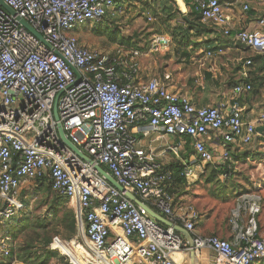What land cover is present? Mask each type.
Listing matches in <instances>:
<instances>
[{
  "label": "built area",
  "instance_id": "2783aa9c",
  "mask_svg": "<svg viewBox=\"0 0 264 264\" xmlns=\"http://www.w3.org/2000/svg\"><path fill=\"white\" fill-rule=\"evenodd\" d=\"M2 1L14 15L0 7V223L17 219L24 210L22 183L46 180L58 196L74 204L78 225L74 239L62 240L72 253L57 249L65 257L55 264H187L190 251L199 257L202 250L212 253L211 264H252L264 258L258 223L262 197L257 192L236 196L228 216L229 238L196 233L198 212L175 202L169 191L171 166L129 131L146 124L163 136L178 137L166 152L180 163L179 175L186 181L203 173L206 165L230 170L236 149L264 139V130L257 132L264 126V108L245 121L238 103L241 94L251 91L250 82L235 84L229 101L197 107L156 76L134 81L138 49L129 48L123 56L119 50L80 43L74 30L101 21L118 0ZM190 1L201 21L231 34L221 0ZM226 1L238 2L243 12L250 9L251 0ZM233 37L244 48L264 54L263 31L240 30ZM153 43L166 40L155 35ZM250 64V59L243 63L244 80ZM57 124L122 191L62 142ZM185 140L189 158L180 157ZM126 193L183 227L192 245L174 228L149 217ZM5 239L0 238V256L8 257Z\"/></svg>",
  "mask_w": 264,
  "mask_h": 264
},
{
  "label": "rangeland",
  "instance_id": "374dc122",
  "mask_svg": "<svg viewBox=\"0 0 264 264\" xmlns=\"http://www.w3.org/2000/svg\"><path fill=\"white\" fill-rule=\"evenodd\" d=\"M139 6H153L152 21L142 19L138 24L132 25L129 21L120 24L108 21L104 17L99 22L82 24L74 30L81 44L99 50L116 52L126 56L125 46L138 49L141 62L157 70H164L176 62L177 53L181 51H209L212 43L209 38L212 26L202 24L192 32L182 28L179 16L175 15L177 0H163L162 3H145L146 0H137ZM179 1V0H178ZM166 33L171 36L174 45L168 51L155 52L159 48L153 43L155 34ZM192 33L194 37H192ZM206 38V40L204 39ZM125 54V55H124ZM247 54V53H246ZM255 64L251 69L252 95L262 90L264 93V73L262 76L254 75L258 69H264V54H254ZM173 57V58H172ZM259 57V58H258ZM181 61L180 59H177ZM151 67V68H152ZM197 66H192L185 60L181 69L174 70L176 78H181V86L188 87L192 83L188 80ZM256 106V111L264 106V97ZM154 133L143 138L144 145H151L155 150L173 140L172 136H165L161 141L151 142ZM170 153V152H169ZM190 145L186 142L181 150L180 157L189 158ZM184 157V158H185ZM163 163L171 166L176 164L175 158L169 154L162 159ZM230 172L224 177L222 168L205 166L203 173L196 178L185 180L183 188L178 195H174L175 202L190 204L198 212L200 218L196 222L197 228H214L220 226L228 228V216L236 196L246 192H257L262 197V209L258 216L261 234L264 235V139L257 137L252 144L243 146L232 155ZM19 198L24 203V210L18 214V222L0 223V238H5L9 230L10 237L5 239L11 252L8 257L0 256V264H55L64 259V255L57 249H52L54 238L72 240L78 234V225L75 219V234L68 238L72 220L64 215L67 210L74 208L72 202H63L49 188L46 180H33L21 184ZM75 216V214H74ZM178 235L182 237L180 233ZM215 234L217 233H204ZM256 264H264V259Z\"/></svg>",
  "mask_w": 264,
  "mask_h": 264
},
{
  "label": "crops",
  "instance_id": "0c3cea01",
  "mask_svg": "<svg viewBox=\"0 0 264 264\" xmlns=\"http://www.w3.org/2000/svg\"><path fill=\"white\" fill-rule=\"evenodd\" d=\"M156 2L162 3L163 0H146L145 3L153 4ZM221 4L225 13L228 14L230 18L229 27L231 29V34L229 36L223 35L220 28L199 19L200 23L204 25L210 24L212 26L210 30L211 32L208 35L209 38H207L212 43V47L208 48L210 49L209 51H211L210 55L203 51L176 52L178 56L176 62L170 65L172 67H165L164 70L161 71L153 68L151 64L148 66L144 65V63L141 62V59L139 60L141 57L140 55L138 58L139 71L137 76L133 78L134 81H145L150 76H156L164 82L170 90L188 95L192 103L197 107L212 106L229 101L232 97V88L235 84L243 81L249 82V79L251 80V69L254 67L256 58L253 56V53L262 54L239 46L237 40L234 39L233 34L240 30L259 29L264 32V0H251L248 12H243L238 2L221 0ZM152 7L153 6H139L137 0H118L114 7L108 11L105 18L108 21H114L119 24L128 20L129 24L131 22V24L134 25L138 24L145 18L151 22ZM175 15L179 16L180 22L183 24V29L187 27L189 32H192L196 27H199L193 25L192 21H189V18L194 16V10L191 6L190 0H177ZM155 35H161L166 40V43L158 44L159 48L155 51L156 53L168 51L171 45H174L171 36L166 33ZM192 37H194L193 33ZM204 39L206 40V38ZM128 49L124 51L126 52V55ZM180 58L181 61L177 60ZM247 59L251 60V64L246 70L248 78L244 80L242 77V71L244 69L243 63ZM185 60H188L190 65L198 67V69L194 71V74L188 77V80L192 83L188 87L178 85L180 84L179 82L181 81V78H178L177 80L175 76L177 74L174 72L176 69H181ZM254 73V75L262 76L264 69H258ZM252 90L253 86L251 91L241 94L238 97V103L242 111V119L245 121L254 120L264 108L263 106L256 111V106L261 103L260 100L264 97L262 90L254 95L251 94ZM129 131L139 140V143L143 147L150 149H152L151 145H144L142 137L146 138L150 136L151 133H154L155 136L151 139V142H159L165 137L150 129L146 124L131 126ZM172 137L173 140L168 142L165 146L161 145L155 150L152 149L157 155H160L162 159L170 154L169 152H166L167 146L179 141L178 137ZM241 148L242 147L236 149L235 153ZM195 232L200 234L208 232L217 233L223 238H229L231 235L229 229L220 226L214 228V225H211L210 228H197L195 229ZM180 234L186 240L185 236L182 233ZM211 257L212 253L209 250H202L199 257L194 258L193 264H211ZM191 260L192 257L190 256V258L186 260L187 264H191Z\"/></svg>",
  "mask_w": 264,
  "mask_h": 264
},
{
  "label": "water",
  "instance_id": "95a60500",
  "mask_svg": "<svg viewBox=\"0 0 264 264\" xmlns=\"http://www.w3.org/2000/svg\"><path fill=\"white\" fill-rule=\"evenodd\" d=\"M0 7L3 8L5 11H7L9 14L11 15H14V11L8 6L6 5L2 0H0ZM20 23H22L24 25V27H26V29H28L30 32L36 34L34 32V30L31 28V26L23 19L21 18H18ZM37 37H40L38 34H36ZM237 44L241 47H243L242 44H240L239 42H237ZM72 70L75 72L76 70L74 68H72ZM56 100L53 104V115H54V118L57 120L58 119V116H57V106H56ZM264 130V126L262 127H257V132L261 135L262 132ZM57 131H58V135L60 137V139L62 140V142L69 148L71 149L75 154H77L82 160H84L85 162H88L89 164L93 165L94 169L100 174L102 175L103 177H105V179L110 183L112 184L114 187H116L118 190H121L122 191V187L99 165L93 163V161L88 157L86 156L85 154H83L82 152H80L64 135V131L61 127L60 124H57ZM126 196L131 200L133 201L137 206L141 207L145 212L146 214L151 217L153 220L163 224L164 226H167V227H172L174 228V230H176L178 233H182L189 246H191V236L190 234L181 226L179 225H173L171 224L170 222H168L161 214L153 211L151 208H149L148 206H146L141 200H139L138 198H136L135 196H133L132 194L130 193H126ZM190 256L192 257V260H191V264L194 263V254H193V251H190Z\"/></svg>",
  "mask_w": 264,
  "mask_h": 264
},
{
  "label": "trees",
  "instance_id": "16d2710c",
  "mask_svg": "<svg viewBox=\"0 0 264 264\" xmlns=\"http://www.w3.org/2000/svg\"><path fill=\"white\" fill-rule=\"evenodd\" d=\"M190 19H191V20H190ZM199 19H200L199 15L194 11V16L191 17V18H189V21H192V24H193V25H197V26L201 27V26H203V25H201V24L199 23ZM190 23H191V22H190ZM200 25H201V26H200ZM203 28H205V26H203ZM125 48L128 49L129 46H125ZM249 82L251 83V80H250V79H249ZM251 86H252V83H251ZM186 142L189 143L188 140H186ZM233 154H234V153H233ZM233 154H232V155H233ZM171 168H172V170H173V174H174V181H173L172 185L170 186L169 191H170L171 193H173L174 195H178V193H180L179 190H180L181 188H183V186H184V184H185L186 181H185V179H184L182 176L179 175V173L182 171V167H181V165H180L179 162H176V164L172 163ZM222 170H223V172H228V171L230 172V170H227L226 168H224V169H222ZM48 185H49V188L51 189L49 183H48ZM51 190H52V189H51ZM52 192L56 195V197L62 199L63 202L68 201L67 199L58 196L53 190H52ZM64 215H65V217L68 216V217L72 220V225H71L70 232L68 233V235H66L68 238H71V237L75 234V216H74V208H71V210H67V211L64 213ZM15 221L18 222L19 220H18V219H15V220H12V221H10V222H6L5 224L15 223ZM9 231H10V230H9ZM9 231L6 232V235H5V237H7V238L10 237V235H9ZM10 252H11V249H10ZM9 255H10V254H9ZM263 259H264V258H263ZM263 259H261V260H263ZM261 260H258V261L254 262V263H252V264H256L257 262H260Z\"/></svg>",
  "mask_w": 264,
  "mask_h": 264
},
{
  "label": "bare ground",
  "instance_id": "6f19581e",
  "mask_svg": "<svg viewBox=\"0 0 264 264\" xmlns=\"http://www.w3.org/2000/svg\"><path fill=\"white\" fill-rule=\"evenodd\" d=\"M53 245H54L55 249L62 248V249H66L68 252L72 253L70 247L65 246L60 239L59 240H55Z\"/></svg>",
  "mask_w": 264,
  "mask_h": 264
}]
</instances>
